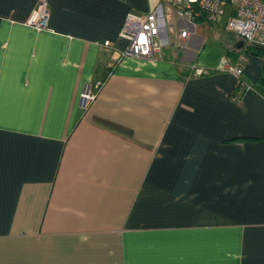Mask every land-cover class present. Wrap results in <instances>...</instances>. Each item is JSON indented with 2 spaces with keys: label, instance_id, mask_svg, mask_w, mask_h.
Masks as SVG:
<instances>
[{
  "label": "crops",
  "instance_id": "obj_1",
  "mask_svg": "<svg viewBox=\"0 0 264 264\" xmlns=\"http://www.w3.org/2000/svg\"><path fill=\"white\" fill-rule=\"evenodd\" d=\"M37 3L0 0V264H264V84L222 69L255 83L264 47L231 9L185 53L164 0H48L41 30ZM160 4L162 58L119 57Z\"/></svg>",
  "mask_w": 264,
  "mask_h": 264
},
{
  "label": "built area",
  "instance_id": "obj_2",
  "mask_svg": "<svg viewBox=\"0 0 264 264\" xmlns=\"http://www.w3.org/2000/svg\"><path fill=\"white\" fill-rule=\"evenodd\" d=\"M164 1L173 10L179 21L177 37L174 42L177 50L188 52L190 39L196 34L199 24L217 22L226 14L228 7L231 9V13L225 20V29L242 38L246 46L264 47V0ZM163 14L161 4L154 10L141 14L129 11L118 33L119 37L126 41V46L119 51V57L161 59L163 45L158 41V37L162 26L165 25ZM48 17V0H38L26 24L38 30L47 29ZM171 31L173 30L171 29ZM110 44L109 40L104 41L105 46ZM222 69L234 75L237 81L242 77L239 63H232L227 56L223 57ZM192 71L195 75H201L207 70L193 64ZM242 83L246 85L244 81ZM81 97L93 100L95 94L87 89L82 92Z\"/></svg>",
  "mask_w": 264,
  "mask_h": 264
},
{
  "label": "trees",
  "instance_id": "obj_3",
  "mask_svg": "<svg viewBox=\"0 0 264 264\" xmlns=\"http://www.w3.org/2000/svg\"><path fill=\"white\" fill-rule=\"evenodd\" d=\"M200 47V46H199ZM197 48V47H196ZM198 49V48H197ZM248 50L250 49V48H247ZM186 53V52H185ZM206 73H208V71H206V72H204V73H202L201 75H203V74H206ZM245 82L246 83V85H244L242 82ZM264 84V64H263V72L262 73H260V75H259V77H258V79L256 80V82L255 83H253V84H251V83H249V82H247V81H245L242 77L236 82V84H235V88H234V91L237 93V94H241L243 91H245L248 87H253V88H260L261 87V85H263Z\"/></svg>",
  "mask_w": 264,
  "mask_h": 264
},
{
  "label": "rangeland",
  "instance_id": "obj_4",
  "mask_svg": "<svg viewBox=\"0 0 264 264\" xmlns=\"http://www.w3.org/2000/svg\"><path fill=\"white\" fill-rule=\"evenodd\" d=\"M207 27V26H206ZM222 20L219 19L218 22H214L212 26H209L208 28L211 30L216 31L218 32L220 35H223V36H226L228 35V32L225 31L223 28H222ZM230 37H238L236 34H229ZM126 46V45H125Z\"/></svg>",
  "mask_w": 264,
  "mask_h": 264
},
{
  "label": "snow or ice",
  "instance_id": "obj_5",
  "mask_svg": "<svg viewBox=\"0 0 264 264\" xmlns=\"http://www.w3.org/2000/svg\"><path fill=\"white\" fill-rule=\"evenodd\" d=\"M141 39H142V41H143L144 38L142 37Z\"/></svg>",
  "mask_w": 264,
  "mask_h": 264
},
{
  "label": "water",
  "instance_id": "obj_6",
  "mask_svg": "<svg viewBox=\"0 0 264 264\" xmlns=\"http://www.w3.org/2000/svg\"><path fill=\"white\" fill-rule=\"evenodd\" d=\"M85 90H87V89H85Z\"/></svg>",
  "mask_w": 264,
  "mask_h": 264
}]
</instances>
